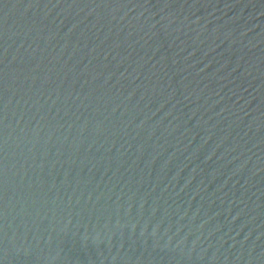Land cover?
<instances>
[{
	"label": "water",
	"instance_id": "obj_1",
	"mask_svg": "<svg viewBox=\"0 0 264 264\" xmlns=\"http://www.w3.org/2000/svg\"><path fill=\"white\" fill-rule=\"evenodd\" d=\"M0 264H264V0H0Z\"/></svg>",
	"mask_w": 264,
	"mask_h": 264
}]
</instances>
